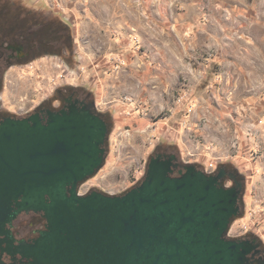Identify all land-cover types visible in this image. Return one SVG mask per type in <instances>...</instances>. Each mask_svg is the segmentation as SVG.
I'll return each mask as SVG.
<instances>
[{"label":"rangeland","instance_id":"1","mask_svg":"<svg viewBox=\"0 0 264 264\" xmlns=\"http://www.w3.org/2000/svg\"><path fill=\"white\" fill-rule=\"evenodd\" d=\"M1 36L37 43L0 62L1 116L76 92L108 122L103 166L80 193H126L158 152L206 172L215 159L208 173L244 183L228 236L264 249V0H0Z\"/></svg>","mask_w":264,"mask_h":264},{"label":"water","instance_id":"2","mask_svg":"<svg viewBox=\"0 0 264 264\" xmlns=\"http://www.w3.org/2000/svg\"><path fill=\"white\" fill-rule=\"evenodd\" d=\"M46 111L0 121V224L43 212L33 252L43 264H251L257 245L228 236L244 189L235 172L157 153L126 193L82 194L103 166L109 124L93 104Z\"/></svg>","mask_w":264,"mask_h":264},{"label":"flooded vegetation","instance_id":"3","mask_svg":"<svg viewBox=\"0 0 264 264\" xmlns=\"http://www.w3.org/2000/svg\"><path fill=\"white\" fill-rule=\"evenodd\" d=\"M1 38L4 37L1 36ZM2 39L0 40V62L2 59L8 63L15 59H22L30 54L37 45L36 42H33V46L27 47L28 38L25 36L14 38L12 41L6 38ZM61 101L62 106L54 110L68 109L73 103H77L78 106H81L82 103L92 104L86 96L76 92L65 94ZM47 109L49 107L39 110L41 117L45 120L48 118ZM4 117L0 115V121ZM158 153L162 155V158H168L170 155L166 152ZM227 172L229 173L231 170H227ZM175 174H180L179 169H176ZM47 228L48 220L44 213L36 211L22 212L12 222L0 224V264H43L33 252L37 240ZM242 239H250L253 244L257 245L250 254L251 264L264 263V249L261 244L251 237Z\"/></svg>","mask_w":264,"mask_h":264},{"label":"built area","instance_id":"4","mask_svg":"<svg viewBox=\"0 0 264 264\" xmlns=\"http://www.w3.org/2000/svg\"><path fill=\"white\" fill-rule=\"evenodd\" d=\"M218 164L217 160H211L208 162V164L205 165V168L208 172H212L216 169V165Z\"/></svg>","mask_w":264,"mask_h":264}]
</instances>
